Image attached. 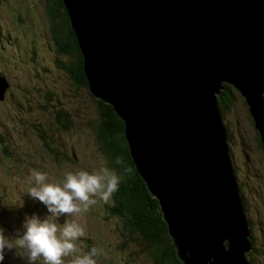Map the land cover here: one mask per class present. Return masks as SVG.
Returning a JSON list of instances; mask_svg holds the SVG:
<instances>
[{
  "label": "water",
  "instance_id": "1",
  "mask_svg": "<svg viewBox=\"0 0 264 264\" xmlns=\"http://www.w3.org/2000/svg\"><path fill=\"white\" fill-rule=\"evenodd\" d=\"M61 1L88 92L122 121L177 260L251 264L217 97L238 92L264 145V0Z\"/></svg>",
  "mask_w": 264,
  "mask_h": 264
},
{
  "label": "rangeland",
  "instance_id": "2",
  "mask_svg": "<svg viewBox=\"0 0 264 264\" xmlns=\"http://www.w3.org/2000/svg\"><path fill=\"white\" fill-rule=\"evenodd\" d=\"M48 7L46 0L0 2V78L8 85L0 101V227L10 236L21 229L26 214H46L44 206L27 195L33 171L44 172L49 182L58 183L69 171L108 167L93 130L98 121L96 100L54 66L58 56ZM242 102V98L232 102L222 119L231 136L229 151L241 195L250 211L260 213L251 225L258 243L264 232V222H258L259 217L264 221V154L251 155V164L258 168V180H253L247 173L251 165H242V150L250 147L258 152L257 132ZM59 109L69 117L67 128L61 130L56 121ZM112 206L110 197L107 202L97 200L86 211L58 218V225L75 221L84 231L73 255L95 247L97 264H153L138 236L112 214ZM246 215L251 218L249 210ZM2 264H26L23 250L7 251Z\"/></svg>",
  "mask_w": 264,
  "mask_h": 264
},
{
  "label": "trees",
  "instance_id": "3",
  "mask_svg": "<svg viewBox=\"0 0 264 264\" xmlns=\"http://www.w3.org/2000/svg\"><path fill=\"white\" fill-rule=\"evenodd\" d=\"M54 3L57 13L60 10L62 11V14L60 12V19L57 20L50 6V1L47 2L51 23L50 35L58 56V58H55L54 66L66 72L77 89L87 91V81L82 68V55L71 29L67 13L61 0H54ZM240 98L236 90L227 85L224 86L223 91L217 97L222 118L230 112V108L233 106L232 102H236ZM94 102L98 110V121L96 124H93L96 141L107 158L108 168L113 169L121 177L118 190L111 196L113 201V206L110 207L112 214L121 221L126 230L138 236L139 245L144 251L148 250L147 253L153 264H181L176 258L172 241L168 237L167 227L162 220L159 204L149 194L146 185L141 180L130 158L128 145L124 138L122 121L117 117L111 106L99 101ZM242 103L245 105L244 101ZM57 116L56 121L59 124V129L60 127L63 129L67 128L69 117L64 109H59ZM255 140L258 152L252 150L250 147L242 150V165H251L249 167L250 171L247 173L249 176L252 174L251 179L258 180L256 178L258 168L254 167L253 162L251 164V160H253L251 155L254 153L255 155L264 154V145L261 144L258 134ZM230 142L231 136L228 135V143ZM117 158L120 159V164L115 162ZM232 165L236 174L233 160ZM239 190L240 194H242L241 185H239ZM241 197L245 215L248 213V210L250 212L251 218L247 217V215L246 218L251 233L252 220L260 213L257 212V209L250 211L251 206H249L246 198L242 195ZM260 220L259 217L258 222H264L263 219ZM250 240L252 251L247 255L249 262L251 264H264V232L260 242L256 243L252 234Z\"/></svg>",
  "mask_w": 264,
  "mask_h": 264
},
{
  "label": "clouds",
  "instance_id": "4",
  "mask_svg": "<svg viewBox=\"0 0 264 264\" xmlns=\"http://www.w3.org/2000/svg\"><path fill=\"white\" fill-rule=\"evenodd\" d=\"M115 162L121 163L119 158ZM120 179L108 167L69 171L58 183L49 182L44 172L33 171L27 195L42 204L46 214H26L21 229L11 236L0 227V264L7 251L18 248L23 250L26 264H66V258L70 256L67 264H97L99 251L95 247L83 254L73 255L76 252L75 242L84 235L81 226L75 221L58 225L57 220L86 211L97 200L107 202L118 190Z\"/></svg>",
  "mask_w": 264,
  "mask_h": 264
},
{
  "label": "flooded vegetation",
  "instance_id": "5",
  "mask_svg": "<svg viewBox=\"0 0 264 264\" xmlns=\"http://www.w3.org/2000/svg\"><path fill=\"white\" fill-rule=\"evenodd\" d=\"M40 1H42V0H40ZM44 1V0H43ZM47 2L48 1H50V6H51V8H52V11H53V13H54V15L56 16V18H57V20H59L60 19V12H61V14H62V11L60 10V12H58L57 13V8L55 7V3H54V0H46ZM0 2H1V0H0ZM46 9V8H45Z\"/></svg>",
  "mask_w": 264,
  "mask_h": 264
}]
</instances>
